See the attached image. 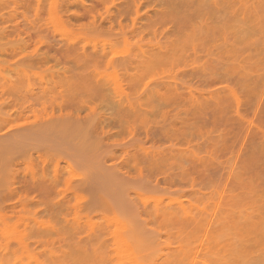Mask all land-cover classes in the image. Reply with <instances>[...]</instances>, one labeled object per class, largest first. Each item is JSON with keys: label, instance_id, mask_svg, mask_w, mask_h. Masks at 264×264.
<instances>
[{"label": "rangeland", "instance_id": "1", "mask_svg": "<svg viewBox=\"0 0 264 264\" xmlns=\"http://www.w3.org/2000/svg\"><path fill=\"white\" fill-rule=\"evenodd\" d=\"M263 134L264 0H0V264H264Z\"/></svg>", "mask_w": 264, "mask_h": 264}, {"label": "bare ground", "instance_id": "2", "mask_svg": "<svg viewBox=\"0 0 264 264\" xmlns=\"http://www.w3.org/2000/svg\"><path fill=\"white\" fill-rule=\"evenodd\" d=\"M246 4H247V2H246ZM247 7H248V5L245 7V11H246V8H247ZM249 7H250V5H249ZM249 7H248V8H249ZM243 8H244V6H243ZM248 10H250V9H248ZM243 12H244V11H243ZM247 12H248V11H247ZM134 22H136L135 19H134ZM225 37H226V36H225ZM226 38H228V37H226ZM193 48H194V47H193ZM159 49H160V48H159ZM161 49H162V48H161ZM192 50L195 51L194 49H192ZM191 53L193 54V52H190V53L188 54L190 58H191V56H190ZM188 55H187V56H188ZM189 57H188V58H189ZM186 58H187V57H186ZM129 60H130V59H129ZM188 61H189V60H188ZM129 62H130V61H129ZM113 63H114V60H113V59H112V61H108V65H113ZM130 63H131V62H130ZM132 63H133V62H132ZM168 82H169V81H168ZM170 82H171V81H170ZM166 83H167V82H166ZM174 83H175V82H174ZM167 85H168V84H167ZM171 85H172V83L169 84V86H171ZM177 87H178V86H176V88H177ZM238 102H239V101H238ZM60 106H61V108L58 106L56 109L58 110V108H60V109H59V112H60V113H59L58 115L62 116L63 113L65 112V109H64V112H63V108H62V107H63L64 105H60ZM129 106H130V104H129ZM52 110H53V109H52ZM55 111H56V110H55ZM47 114H48V113H47ZM47 114H46V115H47ZM65 114H66V115H67V114L69 115V113H65ZM65 114H64V117L66 116ZM68 115H67V116H68ZM49 116H50V115H49ZM55 116H56V115H55ZM67 116H66V117H67ZM46 117H47V116H46ZM51 117H52V116H51ZM66 117H65V118H66ZM49 118H50V117H49ZM61 118H63V117H61ZM249 124H250V123H249ZM263 135H264V134H263ZM142 149H143V148H142ZM144 149H145V148H144ZM142 151H144V150H142ZM147 151H148V150H147ZM144 153H146V150L144 151ZM148 153H149V152H148ZM155 153H157V152H155ZM149 154H150V153H149ZM154 155H157V154H154ZM150 157L152 158L153 156L150 155ZM132 262H134V263H132V264H135V263H136V260H135V261L133 260Z\"/></svg>", "mask_w": 264, "mask_h": 264}]
</instances>
